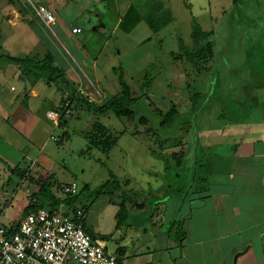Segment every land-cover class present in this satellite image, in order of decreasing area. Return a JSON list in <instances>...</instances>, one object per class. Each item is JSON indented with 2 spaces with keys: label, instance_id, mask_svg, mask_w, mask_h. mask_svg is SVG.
Listing matches in <instances>:
<instances>
[{
  "label": "crops",
  "instance_id": "0c3cea01",
  "mask_svg": "<svg viewBox=\"0 0 264 264\" xmlns=\"http://www.w3.org/2000/svg\"><path fill=\"white\" fill-rule=\"evenodd\" d=\"M149 1L154 10L165 5V13L169 8L168 22L159 24L156 32L147 24L141 11L144 7L139 8L134 0H95L105 14L111 10L108 19L115 15L111 32L128 18L127 34L139 27L146 34L157 35L161 45V32L175 25L176 13L170 0ZM33 2L44 3L37 6L52 13V29L36 15ZM77 2L0 0V174L5 179L0 178V223L4 225L17 223L38 192L36 185L11 174L10 169L17 167L35 180L49 179L52 191L58 189L60 193H54L56 197L64 198L61 188L75 182L62 158L65 148L71 149L68 129H76L80 123L74 120L88 113L91 120L85 123L83 140L88 142L89 149H94L89 145L90 126L98 121V116L108 113L94 115L85 105L74 102L71 105L75 112L61 115L57 125L46 117L48 112L59 111L65 100H72L78 89L89 94L98 92L101 99L93 105L107 98L101 86L106 63L100 62V57H109L103 53L108 43L100 39L103 46L97 42L92 49L89 42L91 30L96 27L95 31H102L103 24H69V28L64 25L61 12L69 13L68 8ZM192 3L196 14L188 20L207 34L202 42L205 40L210 49L204 52L205 59L185 60L190 74L184 70L187 65L178 61L182 64L179 76L183 80L191 76V101L182 106L189 111L185 119L180 117L183 109L178 108V101L171 107L178 113L176 118L182 120L180 124L189 127L188 132L173 142L164 138L165 143L173 145L159 146L164 151L171 149L166 156L176 167L171 173L172 184L156 182L154 188L136 197L132 190H126L129 181H123L126 188L121 181L123 191L133 201H126L119 226L116 216L121 201L96 195L91 201L76 204V209L85 211L86 232L116 256L117 264H264V0ZM183 5L188 10L185 2ZM83 9L91 11V6L86 4ZM227 21L233 27V39L237 42L234 46L228 38ZM74 28L80 32L73 34ZM150 36L147 34L141 45L152 43ZM233 55L239 57L235 64ZM8 57L33 61L48 57L50 64L62 71L68 85L63 88L59 80L35 78ZM80 66L87 67L93 84ZM111 68L116 77V70L123 72L126 67ZM202 79L204 85H200ZM149 90L150 87L148 97ZM177 91L180 92L179 88L164 87L162 96L172 95L169 99L178 100ZM212 94L215 97L211 96V100ZM65 174L71 175L70 179L60 180ZM15 201L21 203L14 209Z\"/></svg>",
  "mask_w": 264,
  "mask_h": 264
},
{
  "label": "rangeland",
  "instance_id": "374dc122",
  "mask_svg": "<svg viewBox=\"0 0 264 264\" xmlns=\"http://www.w3.org/2000/svg\"><path fill=\"white\" fill-rule=\"evenodd\" d=\"M24 1L29 2V0ZM107 1L111 3L113 0ZM134 1L135 4L139 3V8L144 7L141 11H143L145 19L151 21V26L154 30L159 24L168 22L169 8H167V12L165 9L164 13L163 8H165V5H162L163 8L160 10H154V6L149 0ZM180 2L182 3L183 10H180ZM184 2L188 5V10L185 8L186 5H183ZM38 3L41 5L44 4L42 2ZM38 3L33 2L32 5L37 7ZM86 4L91 6V11L83 9V6ZM170 4L176 13L177 22L175 25H169V27H166L163 32H161L160 39H163L161 45L157 42V35L149 32L147 34L148 37L152 35V37L150 36L152 43L146 44V46L141 45V42H143L147 34L140 30L139 27H136L134 31L127 34L125 29L128 26V18H126L127 20L124 21L122 26L111 32L110 30L114 24L115 15L108 19L112 15V12H110L111 10L107 11L108 15L105 14L103 10L97 6L98 3L95 2V0H78L75 5L68 8L69 13L67 11L66 13L65 11L61 12L64 25L68 28L69 24L81 23L85 27L88 25L92 27L96 24L99 27L103 24L104 29L102 31H95L96 27L91 30L92 33H89L91 38L89 42L92 49L94 48L93 45L99 43L103 46L102 41L108 43V45H105L103 53L109 57H100V62L103 61L106 63L102 71L106 76L105 79L102 80L104 83H102L101 86L104 88L107 97L113 96L120 91V87L117 83V76L115 77L111 70V67L117 66L126 67L122 72L124 81L130 87L134 96L139 97L137 103L133 106V110L137 115L134 122H127L124 119L121 120L114 116L112 112L97 117V122L106 126L112 135L116 137L115 145H113L107 153H102L97 149H89L88 142L83 140L85 123H89L91 120V116L88 113L74 120V122L80 123L77 125L76 129L73 127L68 129L70 133V140L68 143H70L71 149L69 150L66 147V154L63 155L62 158L67 167H69L71 175L73 174V179L77 185L78 194L76 204H83L94 199L99 187L111 178L119 182L122 191L124 188L122 187L121 181H129V187L126 190H132L133 195L136 197L154 188V183L156 182L164 185L166 181H168V184H172L173 176L171 173L173 171L175 172L176 167L169 163L171 158L169 159L168 156H166L171 149H168L169 151H164L165 149H161V147L163 144L166 146L174 144L165 143L164 138H166L168 142H173L174 139L178 137H184L189 127L183 126L182 123L180 124L182 120H180L179 117L173 120L172 123H169V125L163 124L165 116L159 117L156 115L154 109H159L164 115L171 107H174L172 106L174 101H178L180 103L177 105L178 108L183 109L180 117L184 118L189 116V111H184V107L182 106L189 105L191 101L188 91L191 76H188L184 80L179 76L181 75L182 69L180 66L182 64L180 65L178 61H183L184 65H187V63H185L184 53L195 52L197 49L204 47L206 41L204 40V42H202L201 40L200 42H195L192 38L195 22L191 23L189 20L193 19V17L190 16L191 14H196V9L192 0H170ZM221 4L223 6V3ZM157 14L160 15L161 21L157 19L159 17ZM229 23L230 22L227 21L228 38L231 45L234 46L237 42L233 39V27L231 28ZM154 30L152 31L156 32V30ZM100 39H102V41ZM198 43L200 44L197 45ZM139 58L140 61H137ZM173 58H175V61ZM203 59H205V57ZM232 60L235 64L239 60V57L233 55ZM108 66H110L109 71ZM216 67H218L217 63ZM189 68L190 66L188 65L184 68L187 74H190ZM79 69L84 72L87 76V80H89L91 84L95 82L87 67L80 66ZM119 72H121L120 69H117L116 74ZM202 80H204V82L200 85L205 84V79ZM202 80H198V83ZM145 83H148V88L150 87L149 97L142 95L145 90L142 85ZM164 87L172 89L179 88L180 92H176L178 93V100L169 99L172 95L163 98L162 91ZM211 96H214V94L209 97L212 100L215 96ZM98 99L97 97L95 101H99L101 98ZM166 104H170V106ZM140 117L147 119L148 123L139 125L138 120ZM186 139L189 140V137ZM185 143L186 142L183 144ZM160 145L161 147L159 148ZM154 153L156 155H154ZM159 154L162 156L160 160L158 159ZM167 158L168 163H166ZM167 166L168 169L166 170ZM71 175L65 174L60 180L67 181L70 179ZM183 176L185 177V175ZM0 178L5 180L2 174H0ZM123 184L125 187L126 185L124 182ZM53 191L54 193L60 194L58 189H54ZM155 192L158 191H151L150 193L154 194ZM159 192L157 194H160ZM20 203L21 201H15L13 203L14 209L17 208ZM62 208L64 210H70V208L65 206H62Z\"/></svg>",
  "mask_w": 264,
  "mask_h": 264
},
{
  "label": "built area",
  "instance_id": "2783aa9c",
  "mask_svg": "<svg viewBox=\"0 0 264 264\" xmlns=\"http://www.w3.org/2000/svg\"><path fill=\"white\" fill-rule=\"evenodd\" d=\"M34 10L46 27L52 29L55 25L52 13L43 6ZM79 32L78 28L72 29L73 34ZM76 95L90 104L95 102V96L99 97L97 91L89 94L83 89H78ZM60 110L46 114L54 125L61 115L75 112L70 100H65ZM60 191L63 195H74L77 185L72 182ZM84 219L85 211L81 208L67 211L59 207L27 213L12 225L0 223V264H117L116 256L86 233Z\"/></svg>",
  "mask_w": 264,
  "mask_h": 264
},
{
  "label": "trees",
  "instance_id": "16d2710c",
  "mask_svg": "<svg viewBox=\"0 0 264 264\" xmlns=\"http://www.w3.org/2000/svg\"><path fill=\"white\" fill-rule=\"evenodd\" d=\"M147 24L149 27L154 30L151 26V21L147 20ZM155 31V30H154ZM207 37L200 26L197 23H194V30L192 32L193 40L200 41ZM199 45V43L197 44ZM207 49H210L208 44H205L204 47L197 49L195 52H185V60L187 62L199 61L203 59L204 52L206 53ZM9 60L20 63L23 66L24 72L31 73L35 78H40L41 76L51 78L52 80H59L65 88L68 83H66L65 79L63 78V73L57 67H54L50 64V60L47 57L42 61H33L26 57L24 58H9ZM145 78V77H144ZM146 79V78H145ZM117 83L120 87V93L115 96L107 97L104 101H102L98 105H93L88 103L85 98L81 96H77L76 93L73 96V99H70L71 104L73 105L74 102L79 104V106L85 105L88 111H91L94 115L104 114L106 112H112L114 116L121 120H126L127 122H134L135 118L137 117L136 112L133 110V106L137 103L139 97L134 96L133 92L131 91L130 87L125 83L124 76L122 72L117 74ZM67 84V85H66ZM143 89H148V83L142 85ZM145 90L142 95L146 96ZM156 115L159 117L165 116L164 123L168 124L172 123L173 120L176 119L178 113L174 108H170L164 115L162 112L155 108L154 109ZM139 125H145L148 123L147 119L144 117H140L138 120ZM162 124V123H161ZM138 133V132H137ZM89 145L90 148L98 149L102 153H107L110 148L115 145L116 137L112 135L110 130L105 126L101 125L100 123L94 122L90 126V131L88 133ZM11 174L17 175L20 179H25L29 183L34 184L38 188L37 196L33 197L25 208V214L30 212H37L39 210H56L61 206H65L70 208L67 211H74L76 209V201H77V194L74 195H65L64 198H58L54 194L51 189V183L47 178H39L33 179L26 175L25 171L19 170L17 167L10 169ZM176 192L175 189H171ZM171 193V192H170ZM96 195H106L109 197L111 201H121L120 202V209L117 213V222L116 226L120 225L121 216L125 213V204L126 201H133L131 197H129L124 191L121 190L119 182L116 179H110L102 184L96 192ZM171 195V194H169ZM168 195V196H169ZM83 209V208H82ZM87 233V232H86ZM92 239L95 237L87 233ZM106 237H102L105 239Z\"/></svg>",
  "mask_w": 264,
  "mask_h": 264
}]
</instances>
